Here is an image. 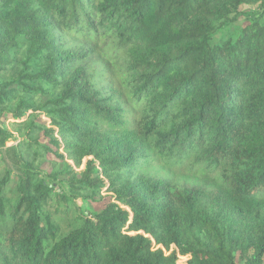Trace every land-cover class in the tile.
Returning <instances> with one entry per match:
<instances>
[{"label": "trees", "instance_id": "trees-1", "mask_svg": "<svg viewBox=\"0 0 264 264\" xmlns=\"http://www.w3.org/2000/svg\"><path fill=\"white\" fill-rule=\"evenodd\" d=\"M178 254L264 264V0H0V264Z\"/></svg>", "mask_w": 264, "mask_h": 264}, {"label": "rangeland", "instance_id": "rangeland-1", "mask_svg": "<svg viewBox=\"0 0 264 264\" xmlns=\"http://www.w3.org/2000/svg\"><path fill=\"white\" fill-rule=\"evenodd\" d=\"M245 23V22H244ZM42 120H46L47 121V123H48V119L47 118H45L43 115H41V117H40ZM10 121H12L11 119H8L7 121H6V124L10 127V125H9V122ZM16 136V135H15ZM19 137V136H18ZM17 137V140L16 141H19V138ZM15 143V141H8L7 142V145H11V144H14ZM88 158H90V157H86V158H84L83 160H82V165L80 166V167H78V168H76L77 170H82L83 168H84V164H85V162H86V160L88 159ZM102 194L104 195V196H106L103 200L101 199V200H99V201H87V203H85V205L84 206H86V208H87V211L88 212H93V211H98V210H100L104 205H105V203L107 202V201H109V200H111V198H108L107 196L108 195H111L110 194V192H106V188H103L102 189ZM78 202H79V204H81L82 203V201L81 200H78ZM124 208H126V209H128L129 210V208L128 207H124ZM131 213V212H130ZM63 226H65V223H63L62 224ZM130 234H135V233H137V232H135V231H131V232H129ZM138 233H142V234H145L143 231H139ZM146 236H149L150 238H152L151 237V235H149V234H146ZM152 245L153 246H155V248L156 247H159V246H156L155 244H154V241L152 240ZM176 247L174 246V245H171V247H170V249H175ZM166 253H168V251H165ZM189 258V255H186V257H181L180 256V254H178L177 255V263L178 264H186V262H187V259Z\"/></svg>", "mask_w": 264, "mask_h": 264}]
</instances>
